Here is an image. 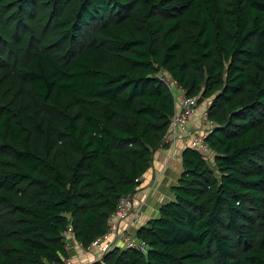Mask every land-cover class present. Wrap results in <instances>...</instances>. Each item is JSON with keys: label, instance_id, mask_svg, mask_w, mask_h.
<instances>
[{"label": "trees", "instance_id": "1", "mask_svg": "<svg viewBox=\"0 0 264 264\" xmlns=\"http://www.w3.org/2000/svg\"><path fill=\"white\" fill-rule=\"evenodd\" d=\"M162 73L208 101L209 151L185 148L172 199L125 230L146 252L90 264H264V0H0V264L110 232L168 147Z\"/></svg>", "mask_w": 264, "mask_h": 264}, {"label": "crops", "instance_id": "2", "mask_svg": "<svg viewBox=\"0 0 264 264\" xmlns=\"http://www.w3.org/2000/svg\"><path fill=\"white\" fill-rule=\"evenodd\" d=\"M205 111L204 109V112ZM202 118L205 119L203 116ZM197 125L198 122L194 116L187 128L192 126L196 129L195 131H197V133L204 131V129H199ZM207 127L208 128L205 130H211L212 125L210 122ZM178 132L183 135L184 138L180 141H176V136L174 139L175 143L172 145L170 143L172 138L170 139V135H167L166 144L168 147L157 151L153 165L142 178L141 185L138 189L139 191L134 197L136 203L143 204V220L145 222L156 217L161 205L172 199L171 188L178 183L181 176L182 155L185 148L189 146L187 143L188 135L186 136L185 130ZM118 227L123 231L133 229L128 222H119ZM67 242L66 248L69 252V259L73 264H90L95 261L96 253L84 249L78 242H75L74 238L68 239ZM71 245H74V247L70 250L69 248Z\"/></svg>", "mask_w": 264, "mask_h": 264}, {"label": "built area", "instance_id": "3", "mask_svg": "<svg viewBox=\"0 0 264 264\" xmlns=\"http://www.w3.org/2000/svg\"><path fill=\"white\" fill-rule=\"evenodd\" d=\"M183 95V94H181ZM184 96V95H183ZM197 111V101L195 99H190L184 96V99L180 101L177 100V112L175 113L172 119V126L176 127V136L178 131L184 130V127L190 122L196 115ZM205 120L207 119V112L205 111L203 114ZM183 126V128H181ZM195 140L199 139V143H194L191 145V148L199 150L201 153H208L209 148L206 144H204V138H199L198 134H195ZM176 138V137H175ZM194 141V140H193ZM135 200L133 197L129 196L126 198H122L116 213L111 217L110 232L102 238L97 239L89 248V251L96 253V260H101L102 257L113 250L118 246H122L123 248H136L143 252L147 251V245L144 242L137 240L132 235L126 234L121 228L118 227L119 222H126V219L129 215L130 218L133 217V221L131 222V226L137 227L141 222V213L140 215H135L134 211L137 206L134 205ZM135 206V207H134ZM71 229L64 232L65 237L68 239L71 236ZM65 264H73L70 259L65 261Z\"/></svg>", "mask_w": 264, "mask_h": 264}, {"label": "rangeland", "instance_id": "4", "mask_svg": "<svg viewBox=\"0 0 264 264\" xmlns=\"http://www.w3.org/2000/svg\"><path fill=\"white\" fill-rule=\"evenodd\" d=\"M161 76L164 77L165 80L168 82V84H169L171 90H172L173 93H174V97H175L176 101H177L178 99H180V101L183 100V99H184V96L181 95L180 93H178V92H182V90H181L177 85H175V84L171 81V79H170V77H169L168 75L162 73ZM207 106H208V101H205L204 103H201V104L198 106V108H197L195 118H196V120H197V122H198L197 127H198L199 129H206V128H208L207 126L209 125V122L204 121L205 119L202 118V116H203V114H204V109L206 110V109H207ZM193 118H194V117H193ZM193 118H192V119H193ZM192 119H190V122H191ZM190 122H189V123H190ZM189 123L184 127V130H185V132H186V136L188 135V136H187V140H188L187 143H188V146L191 147V145H193L195 142H196V143H199V139H196V140H195V138H196V137H195V134H196V135L198 134L197 131H195V130H196L195 128H193L192 126L189 127V128H187V126L189 125ZM205 126H206V127H205ZM181 128H183V126H182ZM176 130H177L176 127L172 126V127H171V130L168 132L169 135H170L169 138H170V139L172 138V140L170 141V143H171L172 145L175 143L174 139H175V137H176ZM184 130H182V131H184ZM202 133H205V132H204V131L200 132L201 135H202ZM183 138H184L183 135L179 134V132H178L176 141H177V140L180 141V140H182ZM193 140H194V141H193ZM213 158H214V155L208 154V156H207V160H208V162H209L210 164L213 163ZM165 167H166V166H165ZM178 181H179V180H178ZM134 200H135V199H134ZM134 205L137 206V207L135 208V211H134L135 213H134V214H135V215H138V214L140 215V213H141V215H143V212H144L143 204H141V203H136V202H135ZM135 206H134V207H135ZM128 218H129V219H128ZM126 219H128V221H126V222H128L129 224H131V222L133 221V217L130 218V215H129ZM139 226H140V225H138L137 227H133V228L137 229ZM132 231L134 232L135 230L132 229ZM73 247H74V245H71L69 249L71 250Z\"/></svg>", "mask_w": 264, "mask_h": 264}]
</instances>
